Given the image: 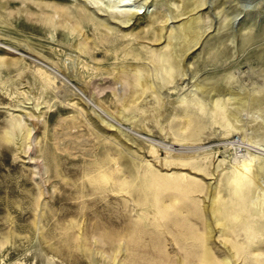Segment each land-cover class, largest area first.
Instances as JSON below:
<instances>
[{
    "label": "rangeland",
    "instance_id": "1",
    "mask_svg": "<svg viewBox=\"0 0 264 264\" xmlns=\"http://www.w3.org/2000/svg\"><path fill=\"white\" fill-rule=\"evenodd\" d=\"M249 157L264 0H0V264H264Z\"/></svg>",
    "mask_w": 264,
    "mask_h": 264
},
{
    "label": "bare ground",
    "instance_id": "2",
    "mask_svg": "<svg viewBox=\"0 0 264 264\" xmlns=\"http://www.w3.org/2000/svg\"><path fill=\"white\" fill-rule=\"evenodd\" d=\"M210 1V0H209ZM214 1V3L217 5V6H219V5H221L222 3L224 4V3H228L229 2V0H213ZM183 2L186 4V3H188L189 5H191V6H193V5H204V4H206V2H207V0H183ZM126 24H127V22H126ZM193 25H194V22L192 21V20H189L188 22H187V28H191L190 29V37L191 38H197L198 37V33H197V31H196V29H194V27H193ZM224 39V38H223ZM4 46V45H3ZM2 46V47H3ZM4 48V47H3ZM6 48L9 50V49H11L10 47H7L6 46ZM11 51V50H10ZM11 53V52H10ZM13 53V52H12ZM118 83H120V82H118ZM243 101V100H242ZM250 101V99H248V102ZM244 105L246 106V104L244 103ZM248 106H249V104H248ZM247 107V106H246ZM134 133V132H133ZM247 134V133H246ZM229 135V134H228ZM149 137V136H148ZM147 140V139H146ZM254 140H256V139H254ZM234 143H235V146L237 145L236 144V142L235 141H233ZM232 142V143H233ZM238 142V141H237ZM155 144V143H154ZM159 145H160V143H159ZM162 146V145H161ZM160 146V147H161ZM166 146V145H165ZM163 147V146H162ZM257 147V146H256ZM164 148V147H163ZM166 149H167V147H166ZM152 151V150H151ZM190 151V150H189ZM153 152V151H152ZM253 153V152H252ZM256 154V153H255ZM258 156V155H257ZM257 156H255V157H257ZM260 157V156H259ZM263 157V156H262ZM258 159V158H257ZM259 160H260V158H259ZM235 160H233V163H235L234 162ZM238 163H237V165H238V167H236V169H237V171L239 172V173H241V174H244L245 176H247V175H251V171H253L257 166H259V164L261 165L262 163H263V165H264V160H262L260 163H258V164H253V162H254V157H249V158H243V159H241V161H237ZM257 162V161H256ZM236 166V165H235ZM264 168V167H263ZM263 171V170H262ZM263 173V172H262Z\"/></svg>",
    "mask_w": 264,
    "mask_h": 264
}]
</instances>
